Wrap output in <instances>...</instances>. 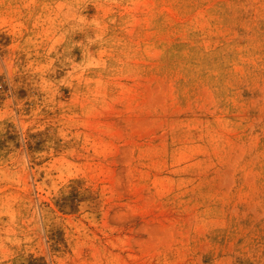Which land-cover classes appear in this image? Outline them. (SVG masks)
Wrapping results in <instances>:
<instances>
[{
    "label": "rangeland",
    "instance_id": "obj_1",
    "mask_svg": "<svg viewBox=\"0 0 264 264\" xmlns=\"http://www.w3.org/2000/svg\"><path fill=\"white\" fill-rule=\"evenodd\" d=\"M0 264H264V0H0Z\"/></svg>",
    "mask_w": 264,
    "mask_h": 264
}]
</instances>
